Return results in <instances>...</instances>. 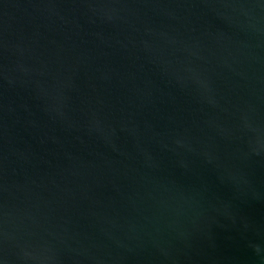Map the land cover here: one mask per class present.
Listing matches in <instances>:
<instances>
[{"label":"water","instance_id":"water-1","mask_svg":"<svg viewBox=\"0 0 264 264\" xmlns=\"http://www.w3.org/2000/svg\"><path fill=\"white\" fill-rule=\"evenodd\" d=\"M0 264H264V0H0Z\"/></svg>","mask_w":264,"mask_h":264}]
</instances>
